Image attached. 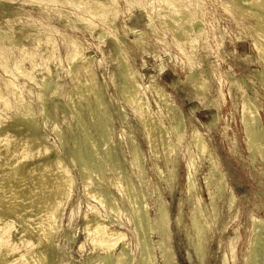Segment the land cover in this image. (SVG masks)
Wrapping results in <instances>:
<instances>
[{"label":"rangeland","instance_id":"rangeland-1","mask_svg":"<svg viewBox=\"0 0 264 264\" xmlns=\"http://www.w3.org/2000/svg\"><path fill=\"white\" fill-rule=\"evenodd\" d=\"M85 1L86 7H88L96 0ZM89 1L90 3H88ZM127 1H129L128 4ZM133 1L132 3V0H112V3L114 6L116 4V6L114 7L111 4L107 8L115 12L117 18L115 17L113 23L108 21L111 25L109 27L108 22H105L106 24L104 21L101 22L102 19L100 17H95L94 19L89 15L88 17L83 9L80 7L79 9L71 4L63 5L60 2L51 0H0V32H2V35L0 33V124L9 122L14 118H19V113L22 111L24 113L27 111L31 114V117H33L31 118V123L35 125L42 145H44H41V149L48 148L50 151L57 153L61 161L68 167L75 181L74 185L69 189V197L60 196L61 216L57 225L60 234L53 240L55 249L46 264H93V258L98 252H102L103 250L100 247L96 248L94 242L97 236L91 232L90 234L89 232L87 233L83 223L85 216L91 214L92 209L97 210L100 218L105 223H111L109 226L114 227L122 235L124 234L123 239L116 243L117 245H115L112 253L116 255L121 245L124 244L126 250L128 249L129 258L122 264H137V261L141 257H145L146 253L149 254V251L150 261L153 260L152 264H163L162 249L157 245L160 229L158 230V227L157 229L153 228L155 227V217L160 205L166 208L168 214L169 242L173 254L172 263L200 264L198 262V252L194 249L196 243H202L204 244L205 255L204 262L201 264H244V262L247 264V256L252 252V248L250 247V237L253 235L252 219L262 218L264 222V158L258 155L250 158V152L246 146L244 126L240 119V107H242L241 93L253 95L259 106L260 130L262 144L264 145V84L260 82V77L257 75V72L261 70V64L256 60V51L253 46L254 41L252 33H250L254 29L253 27L257 26L256 20L250 13L243 14L244 18L243 15L240 16L232 11H230L232 14L227 10L225 11L219 2L220 0H180L176 4L178 5L179 3L180 5L186 2L185 5H190L189 10L193 14L192 22L191 20L188 22L189 25L188 23H184L185 25L181 24V33L186 35L187 40L182 43L184 53L182 49H179L180 52L177 50L179 47L176 44V37L173 33H170L172 31L165 23L166 19L167 21L171 20L170 22L173 25L180 20V23L182 22L181 17L175 19L173 14L172 17L175 20L171 17V13H174L171 11H175V3L169 7L170 3L168 1L164 3L165 0L163 2L162 0L157 1L160 5L157 4L156 0H150L151 3L149 0H139L140 3L136 2V0ZM130 3L134 7L130 6ZM66 5L70 8L68 9ZM159 6L162 12H157L159 13L157 16L155 12L159 11L157 10ZM76 9L79 10L76 11ZM71 11L75 14H72ZM161 14L166 17H163ZM62 15L65 16L63 17ZM73 15L76 16L73 17ZM81 15L89 22L81 21ZM199 15L201 17H197ZM78 16L80 20L77 19ZM178 18L181 19L179 20ZM242 20L248 24L243 23ZM254 20L255 22H253ZM80 21L84 23L82 24L84 26L81 25ZM172 21H176V23L174 24ZM69 22L74 24L71 26ZM159 22L161 23L159 24ZM85 23H93L91 24V33L86 31L89 29H87L88 27ZM253 23H256V25ZM195 24L199 26H195ZM192 26H194V29ZM195 27L197 28V36L195 35ZM99 28H102L105 33H102L103 31L99 30ZM198 30L200 33H198ZM95 34H97L96 38ZM97 36L98 39L101 38L99 41ZM31 37L32 40L30 39ZM171 38L176 41L171 40ZM72 40L79 43L76 49L72 46ZM190 40L191 43H195H193L195 46L193 44L190 45V43L188 45ZM169 41L170 43H168ZM74 53L80 55L77 62L70 65L69 62ZM122 55H124V59ZM192 55L193 57H191ZM190 59L194 60L191 61ZM88 61L91 66H89ZM125 62L129 66V71L134 70L138 73L136 75V73L132 72V77L126 78V80L129 81H127L129 86H134L135 83L139 85L138 87L135 84L138 87L137 97L141 98L142 101L145 100L143 101V106L149 107L159 117L164 126L173 125L178 117L181 118L183 131L180 139L176 130L170 133L171 141L178 147L175 156L166 154V149L162 147L159 149L158 154L152 153L149 149L143 123L140 117L138 118L139 113L133 107H130L131 104L127 103L125 97L122 95L123 74L121 73V66ZM88 68H92V73L90 74L93 75L84 74L86 70H90ZM117 69L120 71H117ZM109 72H112V74H109ZM111 76L114 78V81ZM200 76L204 79L201 80ZM235 79L238 80L236 81L238 82V86L230 84V80ZM82 80L87 82V84L85 82L81 83L82 90L84 89L86 92L82 91V94L77 99H74L75 87ZM92 81L97 82L102 89L103 99L107 103L110 112V115L103 120L104 125L99 123L101 110L94 103V91L90 89L88 84V82ZM199 81L204 82L205 88H201V90L198 88ZM41 82L42 87L39 86ZM51 84L56 85L52 87ZM13 85L15 88H13ZM83 85L85 86L84 88ZM153 86L160 87L163 95L167 96L171 102V109L167 110L163 106V103L159 101L158 94L154 92ZM44 90H48L49 92H45ZM57 93H59L58 96ZM91 93L93 94L91 95ZM16 94L18 97L21 95L17 99L19 102L15 100L17 98ZM69 94L70 96H68ZM2 98L3 100L1 101ZM73 99L77 103V109H72L67 105ZM42 100L43 103H41ZM16 101L18 104L15 103ZM124 103L125 105H123ZM84 110L87 112L91 110L92 114L87 116V112H84ZM74 111L84 112L83 120L88 122L90 126L98 125V128L108 127L107 129L110 131L109 139L101 147H98L95 153H101L102 149L109 145L118 153L120 168L114 171L109 170L107 165H104L103 181H101L99 187H96L97 191L102 195V200L99 202L100 205L86 191L84 193L87 196L83 193L84 186L80 180L81 175L78 163L68 157L70 156V150L74 146L70 140L71 134L74 133L79 136L84 134L82 130H77L74 127ZM210 116L213 117V120L209 118ZM20 119L23 121L25 118L22 119L20 117ZM210 121L211 124L209 123ZM41 123L44 125H41ZM207 124L209 125L208 127ZM89 130L90 128L87 131ZM193 131H197L200 137L207 142V152L200 153L196 145L193 147ZM8 137V134H0V140H8ZM132 139L137 142L140 148L141 164H138V162L136 164L132 163ZM58 147H61L60 150ZM19 150L21 148L12 152L10 160L19 159ZM37 151L38 149H35L33 153H37ZM189 151L192 154L193 166L190 163ZM31 153L32 150H29L27 160L34 159V157H31ZM1 156L2 153L0 152V158ZM210 156L217 162V167L213 171L209 169L211 164L209 160ZM188 168H190L192 178L195 181L194 191L189 197L185 192ZM139 170L143 172L141 179L137 177ZM210 172L213 178L223 175L224 180L222 183L226 188L222 192L218 186V181L213 180L214 186L210 185L211 187L209 188L210 193H212L211 196H209L206 190L204 179V176ZM98 179V176H94L93 181L98 182ZM118 181H120V185L117 183V186L116 182ZM128 184L133 186L135 193L139 197H126ZM124 188H126L125 191ZM230 192L234 194L235 198L232 207L228 209ZM120 197L121 200L119 199ZM127 199L129 202H126ZM137 200H142L143 205L145 204V214L141 225L136 228L134 227L136 217L134 207L136 206V202H138ZM105 208L106 210H104ZM109 211H113L112 213L114 214L109 213ZM114 215H116V218L113 217ZM106 219L107 221H105ZM13 220L14 218H10L5 224L0 226V229L8 226ZM130 220H133L132 224ZM197 227L203 229L202 233L198 236L195 234ZM135 228L138 231V235ZM132 229L135 230L132 231ZM20 235L19 229L13 230L10 239L8 238L10 240V242L8 240V244L15 243ZM144 235L149 236L147 241L142 243V236ZM232 237H235L234 247L228 253V248H230L228 244ZM5 250L7 251L5 246L0 248V252L4 253ZM26 252L27 249L22 246H18L9 252V257H14L15 259L11 264L21 262L27 264V261H24L26 258L22 256ZM222 256L223 258L225 257V260ZM216 257H218V260ZM134 259L135 261H133ZM259 264H263V262L261 261Z\"/></svg>","mask_w":264,"mask_h":264},{"label":"bare ground","instance_id":"bare-ground-1","mask_svg":"<svg viewBox=\"0 0 264 264\" xmlns=\"http://www.w3.org/2000/svg\"><path fill=\"white\" fill-rule=\"evenodd\" d=\"M46 1H48V0H46ZM51 1L60 2L63 5L64 4L70 5L71 4V5H74L77 8L80 7L81 9H83L87 13V16L89 15L93 19L95 17H98V18L100 17V19H102V21L101 20L100 21L101 22L104 21V23L105 22L107 23L108 21L110 23H113L115 21L116 13L113 12L112 10H110V8H107L111 4H113L112 3V0H96L91 5H89L88 7H86V1L85 0H80V1H78V0H51ZM137 1L139 2V0H136V2ZM157 1L159 2V0H156V2ZM166 1H168L170 3L169 4V7H170V5H174V3H175V7H174L175 11L174 10L171 11V12H174V13H171L170 12L171 13V17L174 15L175 19L177 17H181L182 18V22L181 23H180V21H181L180 19L181 18L180 19L178 18L180 20L178 23H176L177 20L176 21H172V22H174V24L176 23L175 25H173L170 22L171 20L170 21L169 20L167 21V19L165 20V23L168 25V28H170V30L172 31V32H170V31H168V32L173 33L174 36L176 37V40L177 41L175 39H173L174 37L171 38V40H175L177 43L176 42H174V43H176L177 44V47H179L177 50H179V49L181 50L182 49V43H183V41L185 42V40H186V35L184 33H181V29H182L181 28L182 27L181 24H184V23L186 24V23L190 22V20L193 19L192 18L193 14L189 10V8H190L189 6L190 5H185L186 2H185V4L184 3H181L179 5V3H178V5H177L176 2H178L180 0H165L164 3H166ZM196 1H198V0H196ZM128 2L129 1H127V4H128ZM133 2L134 1L132 0V3ZM158 2H157V4H158ZM162 2H163V0H162ZM219 2H220V4L222 5V7H223V9L225 11L226 10L228 12L232 11L236 15H240V16L243 15V14L245 15V14L250 13L254 17V19L256 20L257 26L256 27H253L252 26L254 29L253 28H250V29H253L252 32H250V33H252V37H253V41H254L253 46H254L255 51H256L255 52V54H256V60L261 64V70L257 72V75L260 77L259 78L260 79V82L262 84H264V0H220ZM88 3H90V1ZM132 3H130L129 5L132 6V7H134ZM150 3H151V1H150ZM148 4H149V2H148ZM154 4H155V2H154ZM68 5H66V6H68ZM158 5H160V4H158ZM113 6H114V4H113ZM115 6H116V4H115ZM84 7H86V8L84 9ZM69 8L70 7L68 6V9ZM117 8H118V6H117ZM79 9H76V11L79 10ZM150 9H151V7H150ZM49 10H50V8H49ZM59 10L61 11V9H59ZM157 10H159V11H156L155 13L162 12V11H160V6H159V8H157ZM118 12H119V10H118ZM155 13H153V14H155ZM159 13H157V16L159 15ZM72 14H75V13L72 12ZM80 14H81V12H80ZM54 15H55V13H54ZM62 16L64 17L65 15H62ZM74 16H76V15H73V17ZM141 16H142V14H141ZM252 16H251V18H252ZM60 17H58V18H60ZM159 17H161V16H159ZM163 17H166V16H163ZM197 17H201V16L199 15ZM246 17H248V16H246ZM58 18H56V19H58ZM146 18H148V17H146ZM244 18H245V16H244ZM10 19H12V18H10ZM77 19H79V16H78ZM77 19H76V21H77ZM79 20H78V22H79ZM162 20H164V19L162 18ZM255 20L253 22H255ZM8 21H9V19H8ZM76 21H74V22H76ZM81 21L87 22L88 20L85 19V17H82V15H81ZM81 21H80L81 25L84 24ZM194 21H195V19H194ZM109 22H108V24H109ZM154 22H157V21H154ZM162 22H164V21H162ZM191 22H192V20H191ZM8 23H10V22H8ZM145 23H147V22H145ZM160 23L161 22H159V24ZM243 23H247V22H244L243 21ZM256 23L255 24L253 23V24L256 25ZM1 24H3V23H1ZM70 24L72 26L74 23H70ZM91 24H93V23H91ZM91 24L90 23H88V24L85 23V25L88 27L87 29H89V30H86V31H89L90 32V30H91ZM188 25H189V23H188ZM29 26H31V25L29 24ZM41 26H40V28H41ZM82 26H84V25H82ZM110 26L111 25L109 24V27ZM150 26H152V25H150ZM150 26H148V27H150ZM195 26H199V25L198 24H195ZM22 27H23V25H22ZM92 27H95V26H92ZM186 27H187V25H186ZM247 27H249V26H247ZM192 28L194 29V26H192ZM244 28H245V26H244ZM21 29H23V28H21ZM29 29H30V27H29ZM113 29H115V28H113ZM113 29H111V30H113ZM150 29H152V28H150ZM196 29L197 28L195 27V35L197 34L196 33V31H197ZM99 30H102V28L101 29L99 28ZM167 30H169V29H167ZM39 31H40V29H39ZM102 31H103L102 33H105L104 30H102ZM248 31H250V30H248ZM5 32H8V31H5ZM17 32H19V31H17ZM0 33L2 35V32H0ZM92 33H95V32H92ZM106 33H107V31H106ZM198 33H200L199 30H198ZM10 34H12V33H10ZM187 34H188V32H187ZM96 35L97 34H95V38H96ZM14 36H16V35H14ZM99 36H101V35H99ZM108 36H109V34H108ZM8 37H9V35H8ZM24 37H25V35H24ZM187 38H188V36H187ZM30 39L32 40V37ZM97 39H98V36H97ZM99 39H101V38H99ZM99 39H98V41H99ZM159 39H161V38L159 37ZM193 39H194V36H193ZM11 41L13 42V40H11ZM73 41L74 40H72V42ZM170 41L168 43H170ZM7 42H8V40H7ZM172 43H173V41H172ZM189 43H190V45H192L194 42L191 43V40H190V42H188V45H189ZM0 45H1V43H0ZM64 45H66V44H64ZM78 45H79L78 42H73V44H72V46L74 47V49H76V47ZM45 46H44V48H46ZM186 46H187V44H186ZM12 47H13V45H12ZM14 47H16V46H14ZM44 48H43V50H45ZM180 50H179V52H180ZM188 50H189V48H188ZM119 51H121V49H119ZM182 51H184V50L182 49ZM184 53H185V51H184ZM79 55H78V53H74L73 54V56L71 57V61L69 62L70 65H73V64H75L77 62ZM188 55H190V54L188 53ZM122 56H123L122 58L124 59V55H122ZM89 57H91V56H89ZM191 57H193V55ZM189 58H190V56H189ZM83 59H85V58H83ZM88 59H90V58H88ZM115 59H117V58H115ZM79 60H80V58H79ZM193 60H191V61H193ZM16 61H18V60H16ZM80 63H82V62H80ZM199 64H200V62H199ZM192 65H194V64H192ZM89 66H91L90 65V62H89ZM117 66L119 67V65H117ZM128 67L129 66L126 64V62L123 63L122 66H121V73L123 74V79H122L123 92H122V95L125 97L126 102L129 103V104H131L130 107L131 108L133 107L134 110L137 113H139L138 118L140 117V120L143 123L144 129H145V135H146V139H147V145H148L149 149L152 151V153L158 154L159 153V149L162 147V148L166 149V152H167L166 154L175 156V154L177 153L178 147H177V145H175L171 141V139H170V133L173 130H176L177 131V134H178V137L180 139L181 134H182V131H183L182 130V121H181V118L178 117V119H176L174 121V124L173 125L164 126L163 123L160 121L159 117H157L150 110L149 107H147L145 104L144 105L146 107L143 106V101H145V100L142 101L141 98H138L137 97V92H138L139 85L135 83L136 85H138V87L135 84H134V86H129L128 85L129 84L128 83L129 81L126 80V78L129 79L130 77H132L131 76L132 75V72L136 73L134 70L133 71H129ZM16 68H17V66H16ZM43 68H45V67H43ZM75 68H76V66H75ZM75 68H73V69L75 70ZM85 68H87V67L85 66ZM88 69H90V68H88ZM90 70H86L84 72V74L86 73L88 75V74L92 73V68ZM117 71H120V70L117 69ZM112 72L111 73L109 72V74H112ZM130 72H131V74H130ZM81 73H83V71H81ZM192 73H193V70H192ZM137 74L138 73H136V75ZM90 75H93V74H90ZM78 76H79V74H78ZM113 76H115V75H113ZM108 77H109V75H108ZM88 78H89V76H88ZM90 78L92 79V77H90ZM111 78H112V76H111ZM200 78H201V76H200ZM94 79H96V78L94 77ZM113 79L114 78H112V80ZM115 79H117V78H115ZM202 79H204V78H201V80ZM84 80H85V77H84ZM89 81H90V79H89ZM236 81H238V80L237 79L230 80V84L231 85H234L235 84L236 86H238V82H236ZM55 82L58 83L56 80H55ZM83 82H85V81L82 80L81 82H79L78 83V86L76 85L75 90L73 89L74 87L72 88L74 90V94H73L74 95V99H77L82 94V91H85L84 89L82 90V84H83ZM196 83H197V81H196ZM85 84H87V82H85ZM88 84H89L90 89L92 91H94V103L101 110L100 111L101 118H100V122L99 123L100 124H103V122H104L103 120H105L110 115V112H109V109L107 107V103L103 99V94H102V91H101L102 89L100 88L99 84L97 82H95V81L88 82ZM117 84H119V83H117ZM14 85H13V88H15ZM55 85H52V87H54ZM39 86L42 87V82H41V85H39ZM73 86H75V85H73ZM84 87L85 86L83 85V88ZM69 88H71V87H69ZM198 88H200V90H201V88H205L204 82H202V81L200 82L199 81ZM144 89H146V88H144ZM48 90H49V88H48ZM48 90H46V91H48ZM56 90H58V89H56ZM153 90H154V92L156 94L159 95V96L157 95V97H159V101L163 103V106L166 107L167 110L171 109L172 108V104L169 101V99L167 98V96L163 95L160 87L153 86ZM58 94L59 93H57V96H58ZM92 94L93 93H91V95ZM241 94H242V101H241L242 107H240V109H241V111H240L241 112L240 113V119H241V122H242V124L244 126V130H245L244 132H245V135H246V146H247V149L250 152V158H253L254 156H257V155L264 158V145L262 144V134H261V130H260L261 129V126H260L259 114H258L259 106L257 104V100H256V98L253 95H244L243 93H241ZM16 96H17V98L15 100L19 99V97L21 95L18 97V95L16 94ZM68 96H70V94ZM68 96H67V99H68ZM3 98H5V97H3ZM3 98L1 99V101L3 100ZM74 99L73 100H70L67 105L70 108H72V109H77L78 106H77V103L74 102ZM144 99H145V97H144ZM64 100H63V102H64ZM17 101L19 102V100H17ZM17 101L15 103H17ZM39 102H40V100H39ZM122 102H124V101H122ZM41 103H43V100H42ZM42 105H44V104H42ZM42 105H40V106H42ZM53 105H54V102H53ZM123 105H125V103ZM21 106H22V104H21ZM209 107H210V105H209ZM25 108H26V106H25ZM53 108H55V107L53 106ZM80 109H81V107H80ZM211 109H213V108H211ZM45 110H47V109H45ZM121 111H123V110H121ZM54 112H55V110H54ZM84 112H87V111L84 110ZM83 113H81L80 111H74V113H73L74 114V117L73 118H74V122H75L74 123V125H75L74 127L77 130H82L84 132V134L82 136H79V135L74 134V133L71 134V139L70 140H71V142L73 143L74 146L70 150V156H68V157H70L71 159L77 161V163H78L79 172H80V175H81L80 180H81V182H82V184L84 186L83 187L84 188L83 189L84 190L83 193L86 191V193L90 197L94 198L99 203L102 200V198H101L102 195H100V193L97 191L96 187H99L101 181H103L102 180V178H103V172L105 171L103 167H104V165H107V167H108L109 170H114V171L117 170V169H119L120 168V166H119V157H118V153L114 151L115 149L111 145H109L106 148L104 147V149H102L103 151L101 153H98V152L95 153V150L98 149V147H101L102 144H104V143H106L108 141L110 131L107 129L108 127L98 128V125H95V126L92 125V126H90L88 122H86V121L83 120V117H84V114ZM91 114H92L91 110H88L87 116L88 115H91ZM163 114H165V113H163ZM191 114H192V112H191ZM19 115H20V117H22V119H24V118L25 119L22 121L20 119V117L19 118H14V119L10 120L9 122H6L4 124H0V134H4V135H7L8 134L9 135L8 140H4V141L3 140H0V145H1V148H0L1 151L0 152L2 153V156L0 158V226H2L3 224H5V222L8 221L10 218H14V220L10 224H8V226H5L3 229H0V248L1 247H4V246L7 248V251L5 250L4 253L3 252H0V264H11L12 261L15 260V259H14V257L13 258H10L9 257V252H11L12 250L16 249V247H18V246H22L23 248H26L27 249L26 254L25 255L24 254L22 255L23 257L26 258V260L24 259V261H27V264H46L49 261V259L51 258L52 252L55 249V245H54L53 240H54V238L58 237L59 234H60V230H59V228L57 226L58 225V221H59L60 216H61V198H60V196L67 197L68 196V193H69V189L74 185L75 181H74L73 176L70 174V171H69L68 167L61 161L60 156L57 153H55L53 151H50L48 148L41 149L42 142H41V139L39 138V135L37 133V130H36L35 125L31 123V120H32L31 118H33V117H31V114H29L27 111H26V113H24V111H22L21 113H19ZM47 118H48V116H47ZM209 118L212 119L213 117L210 116ZM86 120H87V118H86ZM211 121L209 122L210 124H211ZM33 123H34V121H33ZM42 123H41V125H44ZM212 123H214V122H212ZM69 126H70V123H69ZM110 126H112V125H110ZM208 126L209 125L207 124V127ZM52 128H54V127H52ZM89 128H90V130L87 131ZM209 129H210V127H209ZM58 137H60V136H58ZM10 139H11V141H10ZM192 141L194 143L193 147L196 145V148H197V150L200 153L207 152V150H208V144H207L206 141H204L200 137V135H199V133L197 131H193L192 132ZM58 145H60V144H58ZM42 146H44V145H42ZM216 146H217V144H216ZM19 148H21V150H19V153H18L19 154V159L10 160V156H12V154H13L12 152L15 151V150H17V149H19ZM58 148L60 150L61 147H58ZM35 149H38L37 153H33V151ZM139 149L140 148L138 147L137 142L132 139V148H131V159H132V163H135L136 164V162H138V164H141V155L139 153ZM29 150H32V153L33 154L31 153V155H32L31 157H34L33 160L32 159L27 160V157H29L28 156ZM194 155H195V153H194ZM8 157H9V159H8ZM189 157H190V161H191L190 163L192 165L193 164V161H192V154L190 153V151H189ZM209 160L211 162L209 169H210V171H213L217 167V162H216V160L212 156H210ZM191 174H192L191 173V170H190V168H188L187 169V173H186V184H185V192H186V194H187L188 197L192 195V192L194 191V188H195V181L193 180ZM94 176H98V178H99L98 179V182L93 181ZM142 176H143V172H141L139 170L137 172V177L139 179H141ZM204 179H205V183H206V190L208 191L209 196L212 195V193H210V189L209 188L211 186H214L213 180H217L218 181V186L222 190V192L224 191V189H226L225 186H224V184L222 183V181L224 180V176L223 175H218L217 178H213V177H211V172H210L209 174H206L204 176ZM117 183L120 185V181L116 182V185L118 186ZM112 185H114V184H112ZM123 185H124V183H123ZM128 185L129 186L127 187V189L124 188V191H125V189L127 190L126 197H128V198H130V197H139V195L135 193L133 186L131 184H128ZM108 189H110V188H108ZM118 189H119V187H118ZM119 191H121V190H119ZM86 193H84V194L86 195ZM117 193H118V191H117ZM120 194H122V193H120ZM87 198L89 199V197H87ZM92 198H90V199H92ZM234 198H235L234 194H231V192H230L229 193V201H228V209H230L232 207L233 202H234ZM119 199L121 200V197ZM114 201H116V200H114ZM127 201H128V199L126 200V202ZM141 201L136 202V206L134 207V213H135V216L136 217H135V220H134V225L135 226L134 225L133 226L136 227V228L141 225L143 216L145 214V206H144L145 204L143 205V203ZM118 202H119V200H118ZM131 204H129V205L131 206ZM95 205H96V203H95ZM99 205H100V203H99ZM178 205L180 207V203ZM129 207H128V209H129ZM115 208H116V206H115ZM77 209H78V207H77ZM104 210H106V208ZM107 210H109V209H107ZM112 212L113 211H111V212L109 211V213L114 214ZM132 213H133V210H132ZM115 214H116V212H115ZM118 214H119V212H118ZM107 215H106V217H107ZM127 215H128V213H127ZM115 216L116 215H114L113 217H115ZM117 218L119 219V217H117ZM118 219H117V221H118ZM130 219H131V217H130ZM125 220H126V218H125ZM125 220H123V221H125ZM105 221H107V219ZM132 221H131V224H132ZM114 222H115V220H114ZM252 222H253V227H252L253 228L252 229L253 230V233H252L253 235H252V237H250L251 238L250 239V247L252 248V252L249 253V256H247V259H246L247 260V264H259L261 261L264 264V222H263L262 218H253L252 219ZM83 223L85 225V230H86L87 233L89 232V234H90V232H91L92 234H94L95 236H97V237H95V242H94L96 248L98 249L100 247L103 250L102 252H98L95 257L93 256L94 257L93 258L94 259L93 260L94 261L93 264H122L124 261L128 260V258H129L128 249L126 250V248L124 247V244L121 245V248L116 253V255H113L112 254L113 251H114L115 245H117L116 243L119 242V241H121L123 239V235L124 234L122 235L114 227L109 226L111 223H109V224L105 223L100 218L97 210H95V209L93 210L92 209L91 214L85 216V221ZM118 223H120V222H118ZM118 223H117V225H118ZM154 224H155V227H153L154 229H157V227H158V230L160 229L159 230V241L157 242V245L160 247V249H162L163 258H164V260H163L164 263L163 264H175V263H172L173 254L171 252V246H170V242H169L170 236H169V231H168V214H167L166 208L164 206H162V205L159 206V210H158V213L156 214ZM133 226H132V228H133ZM187 227H188V224H187ZM16 229H19L20 230V234L21 235L16 240L15 243L13 242L12 244L9 245L8 244V240L11 237V233L13 232V230L15 231ZM135 229H132V231H134ZM136 231H137V229H136ZM202 231H203L202 228L197 227L196 230H195L196 236H198L200 233H202ZM215 234H216V232H215ZM137 235H138V231H137ZM153 235H155V234H153ZM204 235H205V233H204ZM148 236L149 235L142 236V239H143L142 243H145L147 241ZM136 239H137V236H136ZM234 239H235V237H232L231 240H230V243L228 244L229 247H230V248H228L229 249L228 250L229 251L228 253H230V251L234 247ZM93 241H94V239H93ZM9 242H10V240H9ZM186 245H187V243H186ZM205 247H206V245H205ZM194 250H197V252H198V256H199L198 262L200 264L203 263L204 262V255H205L204 254L205 253L204 252V244H202V243H196ZM130 253H131V251H130ZM151 253H153V252H151ZM220 254H221V252H220ZM246 254H248V253H246ZM145 255H146L145 257L143 256V257H141L137 261V264H152V261L153 260L150 261V251H149V254L146 253ZM193 255H194V253H193ZM214 256H215V254H214ZM217 258L218 257H216V259ZM222 258H223V256H222ZM228 258H229V256H228ZM133 261H135V259ZM129 263H131V262H129ZM223 263H225V262H223ZM18 264H23V262L18 263ZM244 264H245V262H244Z\"/></svg>","mask_w":264,"mask_h":264}]
</instances>
